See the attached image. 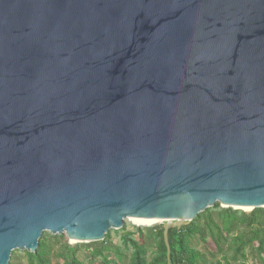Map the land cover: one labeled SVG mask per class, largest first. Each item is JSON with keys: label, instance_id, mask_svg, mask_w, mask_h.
Here are the masks:
<instances>
[{"label": "water", "instance_id": "water-1", "mask_svg": "<svg viewBox=\"0 0 264 264\" xmlns=\"http://www.w3.org/2000/svg\"><path fill=\"white\" fill-rule=\"evenodd\" d=\"M216 204L264 208V0H0V264Z\"/></svg>", "mask_w": 264, "mask_h": 264}, {"label": "trees", "instance_id": "trees-1", "mask_svg": "<svg viewBox=\"0 0 264 264\" xmlns=\"http://www.w3.org/2000/svg\"><path fill=\"white\" fill-rule=\"evenodd\" d=\"M145 232L146 236L139 234L137 239L128 234L121 237L119 246L108 233L103 241L84 246L92 247L90 257L101 264H167L162 226ZM60 239L63 237L41 238L35 253L24 251L28 264H81L76 257L78 249L67 244L58 247ZM167 239L169 264H264V208L244 213L217 204L186 225L170 228ZM152 246L154 253L148 261Z\"/></svg>", "mask_w": 264, "mask_h": 264}, {"label": "rangeland", "instance_id": "rangeland-1", "mask_svg": "<svg viewBox=\"0 0 264 264\" xmlns=\"http://www.w3.org/2000/svg\"><path fill=\"white\" fill-rule=\"evenodd\" d=\"M217 205V204H216ZM244 213H249V212H244ZM163 223L159 225H152L149 227H141L138 225H134L128 221H124L123 225L120 230H109L108 234L110 235V238L112 240V243L115 245H121V237L126 236L127 234L130 235L131 238L137 239L138 235L146 236L145 229L146 228H151L154 226H162ZM52 235L49 233H44L42 235V239H50ZM63 239H60L58 241V247L61 245H69L70 247H74L78 249V252L76 254L77 259L81 262V264H101L99 259H92L90 257V252L92 250V247H87L84 246L86 244H70L68 239L64 236L61 235ZM58 237V236H57ZM197 250H199V247H196ZM154 253V247H150L147 252V259L148 261L150 260V257ZM112 258H108V260H111ZM12 264H28L27 258L23 252L20 251H15L14 255L12 256L11 260ZM51 264H55V262H52Z\"/></svg>", "mask_w": 264, "mask_h": 264}, {"label": "bare ground", "instance_id": "bare-ground-1", "mask_svg": "<svg viewBox=\"0 0 264 264\" xmlns=\"http://www.w3.org/2000/svg\"><path fill=\"white\" fill-rule=\"evenodd\" d=\"M245 212H248L249 210H244ZM130 223L134 224V225H138L141 227H149L152 225H159L161 223V221H155V220H150V221H139V220H129Z\"/></svg>", "mask_w": 264, "mask_h": 264}]
</instances>
